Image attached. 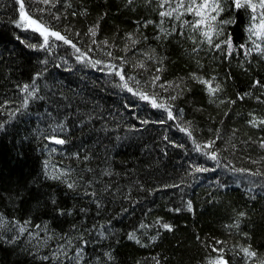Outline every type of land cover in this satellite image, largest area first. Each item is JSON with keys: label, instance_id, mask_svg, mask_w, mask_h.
<instances>
[{"label": "trees", "instance_id": "trees-1", "mask_svg": "<svg viewBox=\"0 0 264 264\" xmlns=\"http://www.w3.org/2000/svg\"><path fill=\"white\" fill-rule=\"evenodd\" d=\"M180 3L0 0V264H264V9Z\"/></svg>", "mask_w": 264, "mask_h": 264}, {"label": "snow or ice", "instance_id": "snow-or-ice-1", "mask_svg": "<svg viewBox=\"0 0 264 264\" xmlns=\"http://www.w3.org/2000/svg\"><path fill=\"white\" fill-rule=\"evenodd\" d=\"M38 3H44V4H48L49 0H37ZM17 3L20 6V13H21V17L22 20H26L28 22V24L30 26H35L34 30L40 32L41 36L44 37V44L47 45L48 44V38L49 36L55 37L56 40H62L65 44H71V41L66 39L64 36L60 35L59 32H53L50 31L48 28L44 27L41 23H38L36 20L31 19V16L28 15L27 13H25L24 11V0H17ZM233 3L235 5L236 8H242V7H248L250 8L253 13L257 12V9H264V0H259V2H255V0H233ZM163 6V5H161ZM178 7H184V3L183 0H181V3L178 5ZM175 11V10H174ZM186 11L188 12H193L196 16L201 17V19L197 22H195L192 26L193 27H200L204 24L205 22V16L206 13L211 11L216 13V16L219 15L220 11H222L221 7H220V0H201L200 3H197V0H191L190 5L186 8ZM171 12H162L161 15L162 16H166V15H171ZM216 16H210L208 17L211 20H215ZM252 19L255 21L257 19L256 15H253ZM261 19V23L257 26H255V28H260V29H264V14H261L260 16ZM224 23H228L229 21H223ZM255 28H250L249 32L256 35L258 38L261 36V32L255 30ZM96 27L90 28L89 29V33L91 36H95L96 35ZM204 35L206 37H208L209 42H211V37L209 32H205ZM93 43H95V41H93ZM134 43V41H133ZM229 47H231V42L228 41ZM72 47L75 48V45L73 44ZM217 47H219V45H217ZM257 48H259V45H257ZM77 52H80V49H76ZM83 55V54H81ZM110 55V53H109ZM77 59H80V57H77ZM97 63H99V61H97ZM140 67H143V64L139 65ZM117 75H121V79H124V76L120 73L117 72ZM159 80V76H156L153 78L152 83L155 84V82ZM202 83H205L204 81H201ZM125 87H127V85H124ZM163 85H161L162 87ZM28 86L25 85V91L27 90ZM218 88V86H217ZM217 89L214 88H210L209 91L210 93H214ZM129 91H131V89H129ZM29 95H32V93L30 92ZM141 99H148L147 95L141 94ZM173 99H175V97H173ZM153 107H164L161 104H156L153 103ZM169 118H172V113L169 112ZM260 123L264 124V120L260 121ZM255 126V125H254ZM182 131H186L185 129H181ZM58 144H62L64 143L63 140H56L55 141ZM215 141H211L209 142L208 145H206V147H210L212 144H214ZM262 147H264V143H262L261 145ZM212 159H215L216 156L215 154H212L211 156ZM199 170V169H198ZM58 178V177H57ZM73 185L69 184V187H72ZM191 206L189 205V208ZM243 215V214H241ZM164 228L171 230V226L168 224H164L163 225ZM130 238H132L130 236ZM243 251L245 252L246 255H248L249 257H253L256 254L254 252H251L248 248L243 249ZM217 264H224L222 258L217 262Z\"/></svg>", "mask_w": 264, "mask_h": 264}, {"label": "rangeland", "instance_id": "rangeland-1", "mask_svg": "<svg viewBox=\"0 0 264 264\" xmlns=\"http://www.w3.org/2000/svg\"><path fill=\"white\" fill-rule=\"evenodd\" d=\"M27 25H28V27L33 28V29H34V27H35L34 25H33V26H30V25L28 24V22H27Z\"/></svg>", "mask_w": 264, "mask_h": 264}]
</instances>
